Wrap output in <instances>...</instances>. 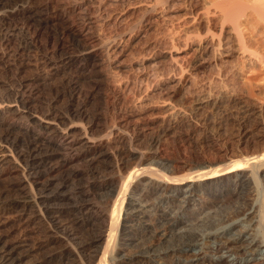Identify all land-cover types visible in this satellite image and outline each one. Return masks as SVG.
<instances>
[{
	"label": "bare ground",
	"instance_id": "obj_1",
	"mask_svg": "<svg viewBox=\"0 0 264 264\" xmlns=\"http://www.w3.org/2000/svg\"><path fill=\"white\" fill-rule=\"evenodd\" d=\"M126 1L128 0H100L99 2L71 0L64 6H57L54 12L55 16L51 19L46 18L45 21L49 22L50 20V22L61 24L63 29L60 32L68 34L76 40L77 44L73 43L76 44L75 49L82 46L78 53H67L69 56H64L63 60L73 63L80 61L87 63L79 66V69L83 71L85 68L97 66L96 60L101 54L100 51L118 52L121 47L120 44L113 40L112 43L107 42L106 39L96 35L93 30L99 23L105 22L100 14L108 13V16L109 11H112L111 3H124ZM144 1H150V7L141 14L140 21L148 25L159 7L165 11L171 10L183 0H143V3ZM185 1L190 4L189 7L191 6L190 13L192 16L194 15L193 19L199 20L201 17L197 8L200 0ZM49 7L51 4L46 3L41 5L39 10ZM212 7L214 8L212 14L216 16V20H213L215 17L213 15L211 19H208L209 13L207 12L208 22L206 23L216 26L215 21H218L220 38L215 45L213 41V45L211 43L210 46H208L209 44L205 47L201 45L204 53L213 56L217 49L222 48L224 52L221 54L225 60L221 63L225 66L229 64L234 55L232 50L235 49H231L233 44L231 42L233 40L229 36L231 33L237 42L238 48L236 45L234 46L238 51H242L243 54L246 51L253 54L248 49L249 46L245 42L244 35L240 34L239 24L243 18L252 19L262 28L264 35V0H246V2L243 0H219L213 3ZM14 13L26 15L25 27L31 25L35 18L41 17L40 12L33 13L29 8L14 10L11 14ZM113 14L115 16V13ZM123 15H119V22L126 21ZM69 16L73 17V23L67 21ZM227 23L232 25L231 31L225 29ZM77 24H80L81 30L77 28ZM134 27H131L130 30ZM40 31L37 28L35 32L33 31V35L30 34L29 38L26 37L29 47L37 48L36 42L40 36ZM127 33L124 31L119 35L124 37ZM116 35L118 34L116 33ZM222 37L223 39H221ZM212 38H214L213 35ZM224 46L226 47L224 48ZM71 48L74 49L73 46ZM65 49V45L59 43L55 52ZM257 54L259 55V53ZM258 55L256 59L263 63L264 55ZM43 60L49 66H53L52 59L49 60L47 55L43 57ZM94 87H98L96 82ZM80 93L81 91H77L76 96L79 97ZM85 97L87 98V96ZM230 97L232 98V96ZM225 99L227 98L225 97ZM86 102L87 100L84 101V104L80 103L81 106H77V109H72L75 117L82 118L88 115L84 111ZM229 102L234 105L237 110L236 113L239 114H237V118H233L235 128L230 133L222 132L221 128L213 129L208 119L203 118L202 123L200 122L202 127H199L201 125L197 126V124L184 125L182 128L179 126L172 127L169 120L170 123L164 122V125L161 126L162 129L160 127V130L150 134L143 131L142 125L141 127L135 126L133 129L135 133L132 138L128 134L127 128L129 126L123 125L124 129H122L116 124L118 127L110 126L107 128L109 130L108 133L106 132L107 136L103 137L100 136L101 127L95 116V119L88 120L86 125L79 126L84 123L81 122L83 120L79 121L81 124L71 125L70 120L65 117L66 115L62 116L48 111L41 116H36L39 114L30 116V125L24 127L27 149L24 153H16L17 158L12 155V149L15 148L16 144L15 139H12L14 142L11 143L9 135L0 136L2 140L4 139L10 144V146H6L0 142V164L10 165L9 173L0 174V177L9 176L7 187L11 191L10 199L7 201L9 203L2 212V215L5 214V216L0 221V264L29 263H26L25 258L31 251L19 250L23 245L20 237L26 227L35 224H39L45 231V239L39 242L38 246L63 244L56 264H74L73 260H69V258L76 255L77 251L73 248L69 249L68 246L69 242L75 241L77 237L75 230L64 227L62 221L59 220V215L64 212L69 215L75 213L72 219L73 225L88 224L93 228L92 234L86 241L77 243V249H79V253L82 251L90 252L89 261L97 259V264H107L106 260H114L113 262L117 260L119 264H264V239L258 235L250 237L246 235V232L253 230L255 222H258V212H262V217H260L264 219V197L258 208L251 203L248 204L247 201L250 199L251 192L249 193L246 188L247 182L239 183L241 191L245 190L247 193L237 192L236 195L240 197L238 198L239 205L235 210L227 213L225 217L227 221L233 222V226L228 228V231L219 234L213 232L203 238L178 232L180 230L176 228L182 221L176 218L171 219L165 212L156 218L146 219L141 206H136L127 198L129 190L142 177L148 178L152 182L162 183L170 189L178 188L175 191L179 190L181 185L189 184L193 185L194 188L200 187L211 189L214 192H222L223 189L227 191L229 188L226 181L230 177L229 175H236L240 171L252 169L253 172L259 171L261 173L264 186V137L261 136L258 140L251 141L252 144L247 141L254 130L264 126V118L261 121H255L257 107L246 102L245 99L234 100L233 98ZM6 103L0 102V114L8 105ZM199 104L203 106L208 104V101L203 100ZM257 112L260 113H258L259 115L262 114V111ZM125 120L122 117V121ZM200 133L202 136L197 139L195 135ZM219 137L231 145H219ZM142 140L146 144V154L139 153L134 145L135 142ZM261 141L263 142L262 146L259 144ZM111 142H113L114 147L109 146ZM201 144H208L206 146L207 153L199 149L202 147ZM187 149L194 150L191 157H169ZM78 162L87 164L86 173H82L78 169L76 165ZM100 168L105 173L102 176L99 175ZM86 175H89L90 180H93L90 186L95 189L94 192L88 191L85 187L67 189L72 179ZM96 191H99L104 199L98 202L93 201L92 196L93 193L97 194ZM239 218L242 219L241 222H237ZM20 224H22L20 237L10 238L18 230ZM56 231H61V234ZM231 232H235L237 237L228 235ZM209 241L213 243L211 244ZM247 255L254 257L252 260L244 262ZM49 261L46 259L29 264H45Z\"/></svg>",
	"mask_w": 264,
	"mask_h": 264
},
{
	"label": "rangeland",
	"instance_id": "obj_2",
	"mask_svg": "<svg viewBox=\"0 0 264 264\" xmlns=\"http://www.w3.org/2000/svg\"><path fill=\"white\" fill-rule=\"evenodd\" d=\"M70 1L0 0V102H7L6 104H8V107L6 106L0 114V124L2 123L0 136L9 135L11 143L16 141L15 148L12 149V155L16 156L14 158H17L18 153H24L27 149L24 129L30 125V116L33 114L41 116L48 111L62 116L66 115L65 117L70 120L71 125L84 122L79 125L83 126L88 120L97 118L101 127L99 133L103 137L107 136L109 131L107 128L110 126L118 125L122 129L124 126H129L127 130H129L128 134L131 138L134 137L133 129L135 126L141 127L142 125L143 131L150 134L162 129L161 126L164 125V122H169V120L172 127L179 126L182 128L184 125L193 124L202 127L201 120L203 118L208 119L213 129L221 128L222 132L230 133L235 128L233 118H237L238 114L234 105L229 102L233 98L234 100L245 99L246 102L257 107L255 121H261L264 118V61L262 63L256 59L257 53H259L258 56L264 55V35L262 28L257 25L256 21L243 18L239 24L240 34L244 35L245 42L249 46L248 49L253 54L248 51L244 54L242 51H238L235 37L233 38L230 33L229 36L234 41L230 39L233 43L231 49L235 48L232 50L235 53L233 52V58L225 66L221 63L225 60L221 54L224 49H217V54L212 56L206 55L201 46L205 47L208 44L210 46V43L215 45L220 38L218 21H215L216 26L206 23L208 22L206 16L208 13V19L215 16L212 14L214 12L212 5L219 0H200L197 9L201 18L196 21L193 19L194 15L192 16L190 13L191 6H188L190 4L185 0L176 4V7H172L171 10L165 11L159 7L158 11L154 12L149 26L146 23H141L140 18L141 14L150 7V1H144V3L143 0L140 2L139 0H128L124 3L113 2L110 6L112 11H109L108 16V13L100 14L105 22L99 23L93 31L102 39H106L107 42L112 43L113 40L121 47L116 53L106 52L107 50L105 52L100 51L101 54L96 60L98 69L96 67H88L87 69L84 67L85 71H82L79 66L87 63L83 61L73 63L63 60L64 56H69L68 54L78 53L82 46L75 49L76 40L72 36L60 32L63 29L61 24L50 22V20L49 22L45 21L46 18L51 19L55 16L54 12L57 6H64ZM94 1L99 2L100 0ZM46 3H50L51 7L39 10V7ZM22 8H29L33 13L38 11L41 13V17L35 18L31 25L25 27L26 15L22 13L11 14L12 11ZM119 12L125 14L122 15L126 21L119 22L118 17L122 16ZM72 19L73 17H67V21L70 23H73ZM213 20H216V16L213 17ZM39 25L40 27H38ZM76 26L80 29V24ZM133 26L135 27L130 30ZM230 27L232 25L227 23L225 29L231 31ZM37 28L41 30L36 42L37 48L29 47L26 39L33 35ZM120 28H123V31ZM124 31L128 32L127 35L120 36L119 34ZM225 39L224 41H226ZM58 42L65 45L64 51L55 52ZM75 50L77 52H74ZM46 55L49 60L52 59L53 66H49L43 60ZM95 82L98 84L97 88L94 87ZM77 91H81L79 97L76 96ZM88 95L90 96L88 97ZM85 100L87 102L84 111L88 115L82 118L75 117L72 109L80 107V103L84 104ZM203 100L208 101V104L200 106L199 103ZM257 111H262V114L259 115L260 113ZM122 117L126 120L122 121ZM201 136L202 133L195 135L197 139H200ZM261 136L264 137V126L254 130L247 141L252 144L253 140L256 141ZM221 139L222 137H219V145H231V143ZM110 141L113 140L110 139ZM0 142L2 145L10 146L1 137ZM262 143V141L259 143L260 146L264 144ZM111 144L109 143V146L114 147L113 142ZM134 145L139 153L146 154L144 140L137 141ZM201 145L202 147L199 149L207 153L206 146L208 144ZM192 152L194 153L193 149L181 150L169 157L188 158L192 156ZM83 163L78 162L76 165L82 173H86L87 164ZM251 170L246 169L236 175H229L230 177L226 179L229 188L227 191L223 189L222 192H214L211 189L200 187L194 188L193 185L189 184L181 185L179 190L175 191L178 188L170 189L162 183L152 182L150 179L142 177L129 190L127 198L136 206H141L146 219L156 218L165 212L171 219L176 218L182 221L176 228L180 230L178 232L203 238L213 232L219 234L228 231L233 226V222L227 221L225 217L227 213L235 210L239 205L238 198L240 197L236 195L237 192L247 193V191H241L239 188L240 182H247L246 188L249 193L251 192L247 203H251L257 208L260 207L264 197V186L261 180L263 177L259 171L253 172L252 170L250 172ZM9 171V164H0V174H6ZM99 172L101 176L105 174L102 169ZM88 176L72 179L67 189L85 187L88 191L94 192L95 189L90 186L93 180H90V176ZM8 179L9 176L0 177V221L5 216V214L2 215L3 208L7 207L9 203L7 201L11 196V191L7 187ZM96 192L97 194L93 193V201L98 202L104 199L99 191ZM257 214L259 215H257L258 222H255L253 230L246 232V235L247 237L258 235L264 239V219L261 218V211ZM74 216L75 213L69 215L65 212L59 215V220L62 221L64 227L75 230L78 239L69 242L68 248L77 251V254L69 260H73L74 264L75 261L76 264H97V259L89 261L90 252L82 251L79 253L80 251L77 249V243L86 241L92 234L93 228L88 224L73 225ZM241 221L242 219L239 218L237 222ZM21 225L10 238L20 237ZM56 232L61 234V231ZM228 235L237 237L235 232ZM20 239L23 245L19 250L31 251L25 258L26 263L47 259L50 261L45 264H56L59 260V252L63 249V244L38 246L39 242L45 239V231L39 224L26 227ZM253 257L247 255L244 262L252 260ZM113 261L106 260L107 264H119L117 260Z\"/></svg>",
	"mask_w": 264,
	"mask_h": 264
}]
</instances>
